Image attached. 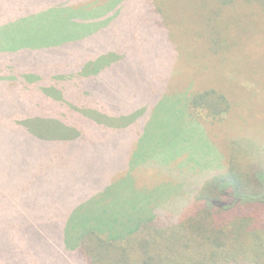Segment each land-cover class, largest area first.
<instances>
[{"label": "trees", "instance_id": "1", "mask_svg": "<svg viewBox=\"0 0 264 264\" xmlns=\"http://www.w3.org/2000/svg\"><path fill=\"white\" fill-rule=\"evenodd\" d=\"M20 3L30 6L31 10H21L15 18L0 22L1 141L52 144L54 138L45 135L44 129L35 122L45 128L52 125L48 120L57 117L65 120V102L73 96L88 105H100L104 99L114 98L112 85L107 83L111 77L100 67L93 68L98 64V53L87 51L89 46H84L85 42L100 44L97 37L101 34L107 38L106 43L116 46V39H108L114 27L120 30L122 39L118 49L173 51L176 47L178 50L173 56L178 61V51L187 46L191 36L200 34L194 39L199 40L206 51L214 54L251 51L250 61L255 62L257 71L262 69L258 64L264 66V0H22ZM90 5L94 7H85ZM196 8L200 11L201 23L199 28L193 29L188 23ZM67 11L73 13V21L77 24H67L61 18V13ZM128 20L135 25L131 31L125 30ZM186 26L190 35L181 45L178 40L186 39L187 31L183 29ZM82 29L87 33H78L71 40L51 48L53 39L61 41L65 33ZM178 32L181 33L177 36ZM95 38L96 41H89ZM54 49L75 52H67L69 60L60 68H48L41 58ZM165 71L174 72L170 67ZM51 76L55 79H49ZM103 76L105 80L101 79ZM133 76L139 79L140 72ZM61 77L68 79L57 81ZM169 80L148 88L150 92L158 90L152 93L154 96L151 94L152 108L147 113L145 110L146 115L142 114L143 103L137 99L138 85L123 84V95L116 96L115 108H121L120 113L126 115L127 122L111 126L95 139H89L91 133H97L91 132L93 127L80 126L59 137L105 145L107 138L117 137L126 128L138 127L141 133L146 116L167 90L165 86ZM63 87L68 90L69 93H65L69 98L62 94ZM32 97L52 101L44 107L42 119L36 115L39 106L32 103ZM187 110L192 118L213 125L229 112V102L220 90L211 88L192 94ZM260 145V140L253 137L232 140L225 169L194 188V198L176 219L153 214L123 235L108 238L96 226L94 218H87L93 224H81V235L71 251L65 246L70 241L66 237L67 230L58 234L49 229L51 224L58 223L57 215L42 219L31 215V203L27 200L19 203L13 196L15 191L2 185L0 204L20 215V221L27 227L26 234L22 232L24 238L29 241L31 237L34 245L37 242L35 250L41 252L34 254L36 264H264V152ZM95 198L96 194L88 200L92 205L85 211H94L95 202L91 201ZM85 211H80L79 216ZM75 217L67 222L77 223ZM10 236L11 233H3L0 237V251ZM61 244L70 255L63 252ZM24 254L29 251L7 256L2 264H20Z\"/></svg>", "mask_w": 264, "mask_h": 264}, {"label": "rangeland", "instance_id": "2", "mask_svg": "<svg viewBox=\"0 0 264 264\" xmlns=\"http://www.w3.org/2000/svg\"><path fill=\"white\" fill-rule=\"evenodd\" d=\"M20 2L22 0H0V22L5 18H15L24 10H31L30 6ZM199 14L196 8L188 23L193 29L200 27ZM61 15L67 24H77L73 21L72 12ZM127 22L129 25L125 30L134 29V23L131 20ZM183 29L187 31V37L179 38L181 45L190 35L188 26ZM119 31L114 27L111 37H108L112 41L117 40L116 46L106 43L107 38H103L101 33L97 37L100 44L84 43L85 47L89 46L87 51L98 53V64L93 68L100 67L111 77L110 81H106L112 85L114 98L102 99L100 105H88L73 96L72 100L65 102V120L63 117L48 120L52 125H46L47 129L35 122L40 129H44L45 135L54 138L52 144L41 145L26 140L14 144L0 140V185L15 191L13 196L19 203L26 200L31 203L32 208L28 203L26 205L31 215L40 219L57 215L58 223L51 224L49 229L58 234L67 230L66 237L70 241L65 246L68 251L78 242L81 224H93L87 218H94L96 226L108 238L123 235L153 214L176 219L194 198V188L202 180L225 169L232 140L253 137L260 140V148L264 152V95L261 94L264 92V66L258 64L262 69L257 71L255 62L250 61L251 51L210 53L199 40L194 39L201 36L197 34L191 36L187 46L178 51L177 61V57L173 56L178 50L176 47L173 51L118 49L122 40ZM78 33L85 34L87 30L65 33L61 41H51V48L71 40ZM55 50L43 54L41 58L48 68H60L69 60L67 52H75ZM169 67L174 72H166ZM139 72V79L133 76ZM257 72L258 78L255 75ZM49 79L54 80L55 76ZM65 79L68 78L61 77L57 81ZM168 79L167 90L146 116L141 133L138 127L126 128L117 137L107 138L105 145L87 140L75 142L69 138L61 139V134L78 126L85 129L93 127L91 132L97 133H91L89 139H95L111 126L127 122L126 115L120 113L121 108H115L116 96L123 95V84L138 85L137 99L144 105V115L145 110L147 113L152 108L151 94L158 90L155 88L156 91L153 89L150 92L148 88L159 86ZM211 88L220 90L229 102V112L213 125L192 118L187 110L192 94ZM65 92L69 93L63 87L62 94L69 98L70 95ZM30 100L39 106L36 115L42 119L45 116L44 107L52 101L38 97ZM64 122L67 124L64 125ZM95 194L97 198L91 201L95 202L94 211H85L92 205L88 200ZM77 205L76 210L70 211ZM82 210L85 212L79 216ZM74 215L78 222L69 224L67 221ZM25 227L16 211L0 204V237L3 233H11L6 243L1 241V264L7 256H19L28 251L29 254L20 257V264H36L37 256L34 254L41 251L35 250L38 244L34 245L31 237L29 241L24 238L22 232L26 234ZM61 245L63 252L70 255ZM66 258L70 257L67 255Z\"/></svg>", "mask_w": 264, "mask_h": 264}]
</instances>
